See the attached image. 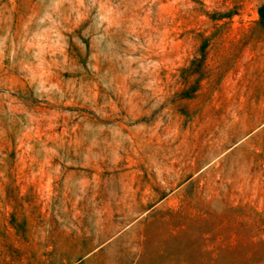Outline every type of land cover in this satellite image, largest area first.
Returning <instances> with one entry per match:
<instances>
[{
    "label": "rangeland",
    "instance_id": "1",
    "mask_svg": "<svg viewBox=\"0 0 264 264\" xmlns=\"http://www.w3.org/2000/svg\"><path fill=\"white\" fill-rule=\"evenodd\" d=\"M263 5L0 0V264H76L190 203L264 264Z\"/></svg>",
    "mask_w": 264,
    "mask_h": 264
},
{
    "label": "crops",
    "instance_id": "2",
    "mask_svg": "<svg viewBox=\"0 0 264 264\" xmlns=\"http://www.w3.org/2000/svg\"><path fill=\"white\" fill-rule=\"evenodd\" d=\"M192 196L197 199V193H189V199ZM189 205L146 208L76 264H246L241 253L231 256V249L242 243L241 237L230 239L229 218ZM237 225L241 231V220ZM220 228L227 234L215 240Z\"/></svg>",
    "mask_w": 264,
    "mask_h": 264
},
{
    "label": "trees",
    "instance_id": "3",
    "mask_svg": "<svg viewBox=\"0 0 264 264\" xmlns=\"http://www.w3.org/2000/svg\"><path fill=\"white\" fill-rule=\"evenodd\" d=\"M238 5V2H227L225 1L224 4L221 5V7L215 8V10L212 12L213 16L212 19L214 21H221V20H231L235 14H237V8L235 6ZM232 7V8H231ZM264 8V5L262 6ZM223 8V11L221 9ZM236 10V11H235ZM264 12L262 11L260 13V16H263Z\"/></svg>",
    "mask_w": 264,
    "mask_h": 264
}]
</instances>
